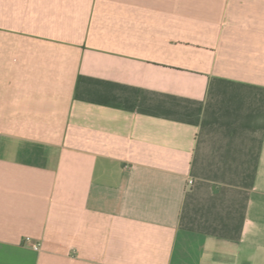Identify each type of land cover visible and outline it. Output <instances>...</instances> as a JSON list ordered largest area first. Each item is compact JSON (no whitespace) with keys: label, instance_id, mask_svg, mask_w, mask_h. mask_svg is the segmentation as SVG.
<instances>
[{"label":"crops","instance_id":"1","mask_svg":"<svg viewBox=\"0 0 264 264\" xmlns=\"http://www.w3.org/2000/svg\"><path fill=\"white\" fill-rule=\"evenodd\" d=\"M0 264H264V0H0Z\"/></svg>","mask_w":264,"mask_h":264}]
</instances>
